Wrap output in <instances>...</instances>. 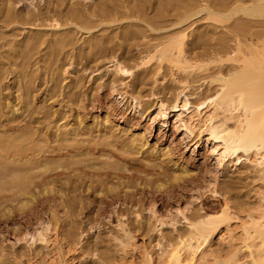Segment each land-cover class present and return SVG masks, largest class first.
I'll return each instance as SVG.
<instances>
[{"label": "rangeland", "instance_id": "374dc122", "mask_svg": "<svg viewBox=\"0 0 264 264\" xmlns=\"http://www.w3.org/2000/svg\"><path fill=\"white\" fill-rule=\"evenodd\" d=\"M234 1L0 0V264H163L186 220L225 208L229 221L201 252L250 264L239 238L262 203L264 169L251 154L218 163L210 112L196 106L234 67V40L264 30V13L236 2L218 23L183 15ZM180 30L186 57L204 63L192 74L146 59ZM124 93L149 113L130 112L128 97L117 106ZM133 137L164 156L135 153ZM177 167L187 175L174 181Z\"/></svg>", "mask_w": 264, "mask_h": 264}, {"label": "bare ground", "instance_id": "6f19581e", "mask_svg": "<svg viewBox=\"0 0 264 264\" xmlns=\"http://www.w3.org/2000/svg\"><path fill=\"white\" fill-rule=\"evenodd\" d=\"M236 2L238 3L234 5ZM233 5V8L238 6V9L241 8L244 11L253 9V13H246L250 17L264 13V0H238L231 4H221L218 10L202 3L196 7L198 10L195 13H192L195 10L194 8L186 11L183 15L190 17L204 12L205 20L218 23L222 21L225 12ZM243 23V19L239 20L238 27L242 28ZM256 26L264 29V21ZM248 27L247 29L250 31L249 39L244 42L235 39L230 51L226 54L225 60L233 63L234 67L226 75H223L220 71L215 73L211 78V82L217 84L216 90L212 94L201 96L196 109L199 116L202 110L210 112L205 117L203 126L212 143L220 149L216 159L218 163L221 164L229 159L239 160L242 156L248 158L251 154L257 157L258 161H255L257 166L264 169V30H255L253 33L251 30L255 28ZM187 40L188 34L185 30H180L156 45L146 59L156 61L159 68L161 65L167 64L174 70H181L189 74L195 73L204 68V63L186 57L185 46ZM123 68L122 72H129L127 69L125 70L124 66ZM125 97L130 99L128 105L130 112L134 114L149 113L150 108L148 106L141 104L127 93H124V96L120 95L118 98H114L117 106L123 105L122 102ZM167 105L164 101H158L155 105L156 114H164L162 112ZM177 107V100L172 101L171 108L176 109ZM219 113L229 114V116L216 121ZM164 118H166L165 115ZM231 120L234 122L229 125L228 122ZM63 134L68 135V130H64ZM128 146L137 154L148 153L150 157L155 158L164 156H157L149 151L146 142L137 137L131 138L128 141ZM186 175L185 168L177 167L174 170L173 180H181ZM13 182H16L20 189H24L27 178L16 177ZM158 187L162 188L163 184L159 183ZM31 200H33V194L30 193L24 203L26 204ZM229 219V209L225 208L220 212L186 220L189 228L187 237L181 238L169 247V250L165 253L163 264H235L237 262L235 258L236 251L230 252L223 259L213 257L211 261H208L201 252L203 245ZM38 236L40 237V234ZM239 240L242 248L247 252L250 264H264V196L258 212L249 215L248 220L243 222L242 235ZM143 264L152 263L147 259Z\"/></svg>", "mask_w": 264, "mask_h": 264}]
</instances>
